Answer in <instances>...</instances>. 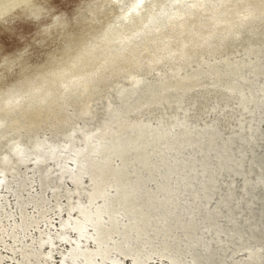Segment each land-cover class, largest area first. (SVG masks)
<instances>
[{"label":"bare ground","instance_id":"1","mask_svg":"<svg viewBox=\"0 0 264 264\" xmlns=\"http://www.w3.org/2000/svg\"><path fill=\"white\" fill-rule=\"evenodd\" d=\"M42 2L0 0L35 26L0 50V264H264V0Z\"/></svg>","mask_w":264,"mask_h":264},{"label":"rangeland","instance_id":"2","mask_svg":"<svg viewBox=\"0 0 264 264\" xmlns=\"http://www.w3.org/2000/svg\"><path fill=\"white\" fill-rule=\"evenodd\" d=\"M79 1H81V0H79ZM79 1L78 0H44V3L43 2L42 3H43L46 10L50 9V11H52L53 13L63 12V13L67 14L68 12H70L74 8V6ZM179 2H181V1H179ZM178 6L179 5H175L174 7L177 8ZM47 7L49 9H47ZM13 27L14 28H12V30H0V50L9 51V50L14 49L15 47L16 48L17 47H20V48L26 47L29 43H31L33 41V38L35 35V26H33L31 24H24V25H22V27H20L19 24H15ZM46 47L48 48V45ZM74 57L75 56L71 53L69 58L75 59ZM71 61H73V60H71ZM66 63H68V60ZM52 66L53 67L51 68V70L57 71V70L61 69V68L56 69V66H57L56 63H54ZM66 66H63L62 68L66 67ZM23 67L18 70L17 76H19L20 74H24L27 71L29 72V70H31V68H33V66H25L24 68ZM45 74H48V73L45 72V73L38 75V78L36 80H38L41 75H45ZM51 77H52V74L51 75L49 74L48 81L52 80ZM26 90L27 89H23L21 92H18V93H17V91L13 90L14 92H12V93H10V92L5 93L4 94V101L6 102L7 105H11V104H13L14 99L17 98L16 96L20 93H24ZM6 104H5V107H6ZM14 108H16V107L9 108V106H8V107H6V111L9 112ZM8 112L7 113L6 112L0 113V121L5 120ZM256 154H258V155L264 154V140L258 141L257 147H256ZM236 191H237V189H236ZM238 257L240 258L241 254L236 255V258H238ZM146 264H156V260H154V259L150 260Z\"/></svg>","mask_w":264,"mask_h":264}]
</instances>
